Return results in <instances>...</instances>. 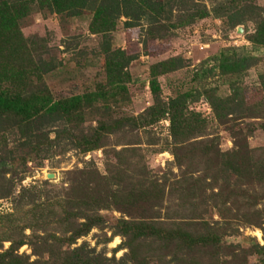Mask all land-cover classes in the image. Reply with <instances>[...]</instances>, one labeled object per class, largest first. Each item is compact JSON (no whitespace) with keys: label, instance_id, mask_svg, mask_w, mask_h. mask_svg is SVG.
Instances as JSON below:
<instances>
[{"label":"trees","instance_id":"1","mask_svg":"<svg viewBox=\"0 0 264 264\" xmlns=\"http://www.w3.org/2000/svg\"><path fill=\"white\" fill-rule=\"evenodd\" d=\"M173 1L0 0V137L14 135L17 145L29 151H47L52 142L68 139L86 153L104 147L103 139L116 131H137L166 119L171 155L180 169L174 179L162 181L136 161L134 167H140L139 174L129 175L120 166L119 156L137 150L134 146L113 150L118 157L116 163L108 162L109 175L99 174L94 167L71 173L75 178L54 202L61 213L54 223L62 228L61 232L27 237L21 231L16 240L2 238L1 241L10 243L0 252V264H149L155 257L162 264H227V257H236L239 263H244L245 258L239 259L236 247L223 250L222 238L237 232L239 226H254L262 231L264 239V148L259 153L249 148L247 138L251 130L244 132L239 125L227 127L233 139L231 150L221 151L218 137L206 138V121L199 113L188 110V103L197 99L200 92L179 93L167 101L161 98L158 77L182 68L181 57L149 66L148 86L153 103L142 113L110 122L98 121L89 134L74 133L86 116L108 115L112 106L128 98L127 67L138 54L113 49L110 37L122 18L126 29L139 26L146 18L151 25L147 31L152 36H155L153 26L159 25L161 29L165 25L162 22L178 27L212 16L236 26L251 20L255 30L247 36L248 40L254 48H264V8L253 4V0H215L210 8L191 5L190 12L183 13L177 23H172ZM85 11L92 14L90 33L101 36L99 47L104 57L105 81L96 83L92 91L56 99L43 80L56 65L40 57L20 26L32 13L74 18ZM228 51L231 53L220 52L215 58L217 65L201 68L193 80L207 78L215 69L220 75H238L254 64L253 56L245 53L237 56L235 50ZM260 78L264 91V73ZM231 89L227 97L218 96L214 89L203 90L221 125L235 121V113L244 110L240 108L238 88L232 84ZM198 156L200 161L204 159L205 166L192 170ZM4 164L0 157V165ZM121 176L128 181L122 183ZM6 189L0 198L7 197ZM33 189H22L18 204L31 205L37 210L34 213L39 212L34 225L44 231L48 221L42 211L47 204L36 202L39 192ZM50 200L51 197L46 199ZM106 209L122 215L108 222L100 214ZM211 212L218 219H207ZM22 228L34 230L29 224ZM93 229L103 233L96 245L91 247L86 242L77 245V240ZM114 237H120L121 242L110 256L104 250L97 251L98 245H107ZM23 245L31 247L34 260L31 255L18 253ZM154 246L160 249L158 256ZM120 250H124L123 254L116 257ZM247 251L263 255L259 264H264V244L253 241ZM42 253L48 254L47 260L41 258Z\"/></svg>","mask_w":264,"mask_h":264},{"label":"rangeland","instance_id":"2","mask_svg":"<svg viewBox=\"0 0 264 264\" xmlns=\"http://www.w3.org/2000/svg\"><path fill=\"white\" fill-rule=\"evenodd\" d=\"M173 2L172 23H177L183 18V13L186 15L190 12L188 8L191 5L210 8L215 0ZM252 3L264 8V0H253ZM91 18L92 14L87 11L74 18L32 13L20 26L22 34L34 44L32 46L40 53V57L56 65L54 70L43 76L44 82L56 99L92 91L96 83L105 81L104 57L99 47L101 36L90 33ZM123 21L124 18L117 23L110 37L113 49L120 48L128 54H138V57L127 67L130 75V81L126 85L128 98L118 106H112L108 115L98 113L86 116L84 122L74 129L75 134H89L90 128L95 127L101 120L110 122L122 116H136L142 113L153 103L148 86L149 66L178 56L184 61L183 67L158 77L161 98L167 101L179 93L191 91L196 95L200 92L197 99L188 103V110L199 113L206 121V138L218 137L219 149L231 150L233 139L227 127L239 125L238 128L243 129L244 132H247L246 129L251 130L247 138L249 148L256 149L257 153L260 148H264V91L260 78L264 73V48H254L248 40L247 36L255 30L253 21L246 20L243 24L230 26L224 18L216 19L208 16L178 27H169L168 23L162 22L165 25L161 29L159 25L153 26V33L157 37L148 33L147 30L151 25L146 18L140 21L139 26L130 29L122 25ZM144 42L146 45L143 44ZM227 49L235 50L237 56L244 53L253 56L254 64L238 75H220L215 69L207 78L193 80L194 74L201 68L217 65L215 58L220 52L230 54L231 51L227 52ZM33 56H37L36 52H33ZM232 84L241 93L240 108L244 110L235 113V121L221 125L203 95V90L214 89L218 96L227 97L232 93ZM14 137L9 134H6L4 139L0 137V157L5 162L4 165H0V193L5 192V187L9 190L6 198H0V252L10 243L1 241L2 238L16 240L20 237L21 231L27 237L33 234L43 235L44 232L59 234L62 228L54 222L61 213L54 202L58 199L57 196L63 194L69 181L75 178L71 173L94 167L99 174L109 175L108 170L111 168L108 167V162L116 163L118 157L114 156L113 150L131 146L137 150L133 154L119 156L120 166L124 170L127 169L126 173L129 175L139 174L140 167H134L136 161L143 163L149 174L158 180H172L174 175L180 173L171 155L169 124L166 119L137 131H116L103 139L104 147L86 153H82L78 147L70 144L68 139L52 142L47 151L45 149L29 151L27 148H20ZM50 137L53 135L51 134ZM199 159V156L194 159L198 163L191 166L192 170H199L205 166L204 159L202 161ZM134 178L137 179L135 176ZM120 179L122 183L128 181L123 176ZM30 188L39 192L36 202L47 204L42 211L48 221L44 231L34 225L40 215L39 212L34 213L33 211L37 210H33L31 205L18 204L22 189ZM48 197H51L50 201H46ZM100 214L105 216L108 222L122 215L114 209L101 210ZM206 218L218 219L213 212ZM26 224L32 225L34 230H23L22 227ZM102 235L100 230L93 229L87 236L78 239L77 245L86 242L93 247ZM253 241L260 245L264 244L262 231L254 226H239L237 232L224 236L221 244L225 246L223 250L230 251L232 247H236L239 259L245 258L244 263H239L236 257H227V264H259V258L263 255L250 254L247 251ZM120 242V237H114L107 245H98L97 251L104 250L110 256L111 250ZM155 246V254L158 256L160 249ZM123 252L124 250L116 252V257H120ZM18 253L31 255L32 250L28 245H23ZM30 257L31 260L36 258L32 255ZM41 258L47 260L48 254L42 253ZM156 258L151 259L149 264L163 263ZM204 258L202 253L201 259Z\"/></svg>","mask_w":264,"mask_h":264},{"label":"water","instance_id":"3","mask_svg":"<svg viewBox=\"0 0 264 264\" xmlns=\"http://www.w3.org/2000/svg\"><path fill=\"white\" fill-rule=\"evenodd\" d=\"M240 29V28H239Z\"/></svg>","mask_w":264,"mask_h":264}]
</instances>
